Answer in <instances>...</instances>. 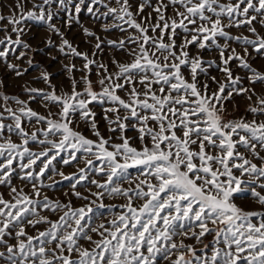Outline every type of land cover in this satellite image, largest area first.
Returning a JSON list of instances; mask_svg holds the SVG:
<instances>
[{
  "label": "snow or ice",
  "instance_id": "1",
  "mask_svg": "<svg viewBox=\"0 0 264 264\" xmlns=\"http://www.w3.org/2000/svg\"><path fill=\"white\" fill-rule=\"evenodd\" d=\"M13 2L0 264H264V0ZM28 22L43 48L23 39ZM44 49L66 84L36 62ZM65 182V199L49 195Z\"/></svg>",
  "mask_w": 264,
  "mask_h": 264
},
{
  "label": "rangeland",
  "instance_id": "2",
  "mask_svg": "<svg viewBox=\"0 0 264 264\" xmlns=\"http://www.w3.org/2000/svg\"><path fill=\"white\" fill-rule=\"evenodd\" d=\"M0 4L3 5V7H0V14H3L4 16H8L10 14V9L11 7L14 6V2L13 0H0ZM27 8L30 9L31 8V4L29 3L27 5ZM81 20L82 22L86 25V26H90L92 27L93 25L91 24L90 20H89V17L86 13H83L81 15ZM27 27L30 29V31H28V34L25 35L23 37L24 40L28 41L29 43L32 44V46L35 48V47H41L43 48V45H44V40L45 38L47 37L48 33L43 29V27L39 24H35L33 22H28V25ZM0 38H3V33H0ZM13 38H15L13 36ZM70 39H75V42L77 44L80 45L81 47V50H88V46L85 45L83 43V38L81 37V34L78 30V28L76 26L73 27V30L69 36ZM112 39H115L116 37H110ZM48 52H51L53 55H56L55 51L52 50V49H44V53H41V54H37L35 59H36V62L41 65V66H47L48 67V70L52 73V76H53V83L56 84L57 86L61 85L62 83H65L66 84V76L64 75L63 71L61 70L62 69V64L61 63H52V62H49L47 60V55L46 53ZM113 53L111 52H106L104 54V60L105 62H107V57L108 56H111ZM64 63H67L68 61H63ZM77 63V66H79V61L77 60L76 61ZM38 71L36 69H30V72L26 75L25 77V80H32V78L36 75H38ZM93 80H95V76L93 75L92 77ZM24 83V81H17V80H14V79H8L6 81V84H7V92L11 95H19L21 93V85ZM33 87H36V88H44L45 85L42 84V83H33L32 84ZM21 99H27L26 96L24 95H21L20 96ZM238 103L240 105L239 107V111H237L235 113V115L237 117H239L240 115H242L245 111V106H246V101H239L238 100ZM31 106L33 107L34 110L44 114L45 113V109L38 103L36 102H33L31 104ZM231 107V106H230ZM53 111H55V109H53ZM96 111L98 113V118H100V109L99 107L97 106L96 108ZM251 117H249L250 119ZM103 120L101 119V130L104 131V128H103ZM85 132L87 134V130L85 129ZM128 135L130 136H135V132L134 131H129L127 133ZM74 169H65L66 172L68 171H73ZM56 179H59V177H56ZM2 190V189H0ZM65 191H68V185H67V182H65L64 184H61L57 187V189L53 190V191H50L49 192V195H52L54 198H59V199H65L63 193ZM208 240H211V237H208ZM208 240H206L205 242L207 243Z\"/></svg>",
  "mask_w": 264,
  "mask_h": 264
}]
</instances>
